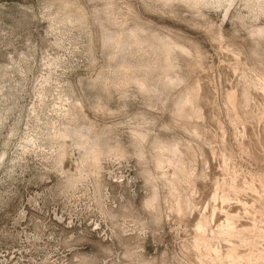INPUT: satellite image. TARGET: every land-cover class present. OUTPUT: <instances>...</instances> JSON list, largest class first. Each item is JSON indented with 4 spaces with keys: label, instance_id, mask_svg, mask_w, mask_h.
I'll return each instance as SVG.
<instances>
[{
    "label": "rangeland",
    "instance_id": "1",
    "mask_svg": "<svg viewBox=\"0 0 264 264\" xmlns=\"http://www.w3.org/2000/svg\"><path fill=\"white\" fill-rule=\"evenodd\" d=\"M0 264H264V0H0Z\"/></svg>",
    "mask_w": 264,
    "mask_h": 264
}]
</instances>
